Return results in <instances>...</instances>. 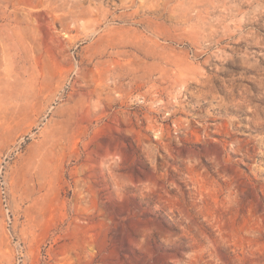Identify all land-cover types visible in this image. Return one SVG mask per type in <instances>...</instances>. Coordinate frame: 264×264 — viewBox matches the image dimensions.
<instances>
[{"label":"rangeland","instance_id":"rangeland-1","mask_svg":"<svg viewBox=\"0 0 264 264\" xmlns=\"http://www.w3.org/2000/svg\"><path fill=\"white\" fill-rule=\"evenodd\" d=\"M0 264H264V0H0Z\"/></svg>","mask_w":264,"mask_h":264}]
</instances>
